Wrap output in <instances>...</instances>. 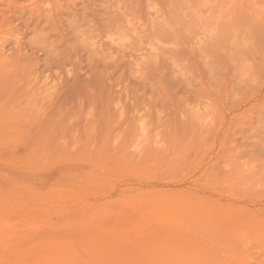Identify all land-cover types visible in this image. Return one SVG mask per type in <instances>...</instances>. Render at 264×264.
I'll return each instance as SVG.
<instances>
[{
  "label": "rangeland",
  "instance_id": "rangeland-1",
  "mask_svg": "<svg viewBox=\"0 0 264 264\" xmlns=\"http://www.w3.org/2000/svg\"><path fill=\"white\" fill-rule=\"evenodd\" d=\"M0 212V264H264V0H0Z\"/></svg>",
  "mask_w": 264,
  "mask_h": 264
},
{
  "label": "bare ground",
  "instance_id": "bare-ground-1",
  "mask_svg": "<svg viewBox=\"0 0 264 264\" xmlns=\"http://www.w3.org/2000/svg\"><path fill=\"white\" fill-rule=\"evenodd\" d=\"M257 16H258V15H257ZM17 40H18V39H17ZM110 41H111V43H119V41H120V42H123V39H115L114 37H110ZM1 50H2V49H1ZM1 55H2V54H1ZM46 81H47V80H46ZM172 195H173V194H172ZM177 198H178V197H177ZM178 204H179V203H178ZM1 213H3V212H0V214H1ZM3 215H4V214H2V216H3ZM3 217H4V216H3ZM12 217H13V220H15V219H14V216H12ZM4 218H5V217H4ZM7 218H8V217H6L5 219L7 220ZM30 218H31V217H30ZM30 218H29V221H30ZM0 219H1V218H0ZM16 219H17V218H16ZM20 219H22V218H20ZM2 220H3V219H2ZM2 220H1V221H2ZM9 220H10V219H9ZM18 220H19V219H18ZM15 221H17V220H15ZM5 222H7V221H5ZM5 222L2 221V224H4ZM9 222H10V221H9ZM12 222H13V221H11V224H12ZM0 223H1V222H0ZM2 224H1V225H2ZM7 224H8V223H7ZM11 224L9 223L8 226H7V225H4V226H5V228H6V226H7V228H8V227H10L9 225H11ZM13 225H15L14 222H13L12 226H13ZM30 225H31V224H30V222H29V226H30ZM1 228H3V227L1 226V227H0V230H1ZM12 228H13V227H12ZM10 229H11V228H10ZM8 231H9V230H8ZM3 233H5V232H3ZM3 233H2V235L0 236V238L5 239L6 237L3 236ZM9 233H10V232H9ZM14 233H15V232H14ZM14 233H13V234H14ZM5 235H6V234H5ZM7 236H8V235H7ZM10 236H11V235H10ZM16 236H18V234H17ZM16 236H15V238H16ZM4 237H5V238H4ZM8 237H9V236H8ZM22 239H23V238H22ZM22 239H21V241H22ZM6 241H8L7 238H6ZM10 241H11V240H10ZM8 242H9V241H8ZM19 242H20V241H19ZM29 242H30V241H29ZM8 244H9V246H10V243H8ZM8 244H7V245H8ZM39 244H40V243H39ZM156 244H157V243H156ZM1 245H2V243L0 244V247H1ZM20 245H21V243H20ZM40 245H42V244H40ZM17 246H18V245H17ZM24 246H25V244H24ZM14 247H15V246H14ZM18 247H19V246H18ZM43 247H44V246L42 245V246H41V249H42ZM5 248L7 249L8 246H7V247L5 246ZM66 248H67V247H66ZM0 249H1V248H0ZM2 249H3V245H2ZM2 249H1V250H2ZM9 249H10V248H9ZM22 249H23V248H22ZM42 250H43V249H42ZM7 251H8V249H7ZM7 251H6V252H7ZM18 251H19V250H18ZM38 251H39V250H38ZM2 253L4 254V251H2ZM7 253H8V252H7ZM12 253H13V252H12ZM12 253H11V254H12ZM20 253H21V252H20ZM42 253H43V252H42ZM49 253H51V252L49 251ZM65 253H66V252H65L64 250H63V252H62V251H56V252H54L55 255L53 256V258H54V257L56 258L54 264H65V263H63V262H64V260H63L64 257L62 258V256L65 255ZM0 254H1V252H0ZM9 254H10V253H9ZM44 254H45V252H44ZM44 254H41V255H44ZM47 254H48V253H47ZM51 254H52V253H51ZM51 254H50V257H49V255L47 256L49 262H45V261H44L46 264H50V261H51L50 259H52V258H51ZM67 254H68V253H67ZM5 255H6V254H4L3 256H5ZM21 255L24 257L25 254H24V255L21 254ZM21 255H19L20 258H21ZM27 255H28V254H27ZM144 255H145V254H144ZM1 256H2V255H1ZM13 256H14V255H13ZM39 256H40V255H39ZM69 256H70V255H69ZM15 257H18V255H17V256L15 255L14 258H13L14 260H17V259H15ZM26 257H27V256H26ZM28 257H30V256H28ZM44 257H45V258H44ZM44 257H43V258H40V257H39V258H40V259H39L40 262L43 261L44 259L47 260V259H46V256H44ZM67 257H68V256H67ZM61 258H62V259H61ZM69 258H70V257H69ZM21 259H22V258H21ZM27 259H29V260H28L29 262H24V261H20V260H18V261H19V264H31V261H30L31 258H27ZM42 259H43V260H42ZM149 259H150V258H148V260H149ZM23 260H26V259H23ZM65 260H67V258H66ZM70 261H71V260H70ZM153 261H154V260H153ZM68 262H69V261H68ZM68 262H66V264H67ZM71 262H72V261H71ZM154 262H155V261H154ZM148 263H149V261H148ZM51 264H52V263H51ZM71 264H72V263H71Z\"/></svg>",
  "mask_w": 264,
  "mask_h": 264
}]
</instances>
